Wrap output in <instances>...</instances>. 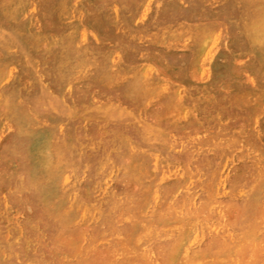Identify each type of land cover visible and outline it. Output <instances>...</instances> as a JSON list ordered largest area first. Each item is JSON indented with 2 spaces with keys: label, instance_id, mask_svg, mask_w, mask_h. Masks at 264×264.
Here are the masks:
<instances>
[{
  "label": "rangeland",
  "instance_id": "rangeland-1",
  "mask_svg": "<svg viewBox=\"0 0 264 264\" xmlns=\"http://www.w3.org/2000/svg\"><path fill=\"white\" fill-rule=\"evenodd\" d=\"M261 6L264 9V0H0L3 30H0V232L3 235L0 234V264H264V10ZM95 232L98 234L94 237ZM170 244H174L173 248Z\"/></svg>",
  "mask_w": 264,
  "mask_h": 264
},
{
  "label": "bare ground",
  "instance_id": "bare-ground-1",
  "mask_svg": "<svg viewBox=\"0 0 264 264\" xmlns=\"http://www.w3.org/2000/svg\"><path fill=\"white\" fill-rule=\"evenodd\" d=\"M29 1H30V0H29ZM72 1H73V0H72ZM83 1H84V0H83ZM109 1H110V0H109ZM125 1H127V0H125ZM161 1H162V0H161ZM202 1H203V0H202ZM220 1H221V0H220ZM234 1H237V0H234ZM260 1H261V0H260ZM18 2H20V1H18ZM26 2H27V1H26ZM40 2H41V1H40ZM53 2H54V1H53ZM60 2H61V1H60ZM116 2H117V1H116ZM143 2H144V1H143ZM146 2H147V0H146ZM238 2H239V1H238ZM248 2H249V1H247V4H248ZM12 3H13V2H12ZM14 3H15V2H14ZM61 3H62V2H61ZM61 3H60V4H61ZM71 3H72V2H71ZM123 3H124V1H123ZM129 3H130V2H129ZM217 3H219V2H217ZM236 3H237V2H236ZM251 3H252V2H251ZM260 3H261V2H260ZM6 4H7V3H6ZM56 4H57V3H56ZM60 4H59V5H60ZM192 4H193V2H192ZM222 4H223V3H222ZM261 4H262V3H261ZM40 5H41V4H40ZM59 5H58V6H59ZM138 5H139V4H138ZM145 5H146V3H145ZM183 5H184V3H183ZM207 5H208V4H207ZM262 5H263V4H262ZM1 6H2V5H1ZM5 6H6V5H5ZM5 6H4V7H5ZM16 6H17V4H16ZM114 6H115V5H114ZM133 6H134V5H133ZM155 6H156V5H155ZM223 6H224V5H223ZM241 6H242V5H241ZM246 6H248V5H246ZM14 7H15V5H14ZM65 7H66V6H65ZM108 7H109V6H108ZM143 7H144V6H143ZM147 7H148V6H147ZM234 7H235V5H234ZM244 7H245V6H244ZM248 7H249V6H248ZM261 7H262V6H261ZM9 8H10V7H9ZM47 8H48V7H47ZM77 8H78V6H77ZM79 8H80V7H79ZM102 8H103V7H102ZM252 8H253V7H252ZM4 9H5V8H4ZM28 9H29V8H28ZM94 9H95V8H94ZM110 9H111V8H110ZM232 9H233V8H232ZM241 9H242V8H241ZM244 9H245V8H244ZM262 9H263V7H262ZM30 10H31V8H30ZM32 10H33V9H32ZM100 10H101V9H100ZM113 10H114V9H113ZM200 10H201V9H200ZM238 10H239V9H238ZM247 10H248V9H247ZM256 10H257V9H256ZM263 10H264V9H263ZM263 10H261V11H263ZM9 11H10V10H9ZM14 11H15V10H14ZM60 11H61V10H60ZM86 11H88V10H86ZM98 11H99V10H98ZM98 11H97V12H98ZM216 11H217V10H216ZM239 11H240V10H239ZM244 11H245V10H244ZM257 11H258V10H257ZM28 12H29V11H28ZM32 12H33V11H32ZM40 12H41V11H40ZM61 12H62V11H61ZM95 12H96V11H95ZM240 12H241V11H240ZM253 12H254V11H253ZM258 12H259V11H258ZM5 13H6V12H5ZM10 13H11V12H10ZM30 13H31V12H30ZM30 13H29V14H30ZM51 13H52V12H51ZM86 13H87V12H86ZM139 13H140V12H139ZM168 13H169V12H168ZM170 13H171V12H170ZM201 13H202V12H201ZM241 13H242V12H241ZM12 14H14V13H12ZM74 14H75V12H74ZM80 14H81V13H80ZM150 14H151V13H150ZM244 14H245V13H244ZM251 14H252V13H251ZM117 15H118V14H117ZM153 15H154V14H153ZM195 15H196V14H195ZM252 15H253V14H252ZM257 15H258V14H257ZM12 16H13V15H12ZM29 16H30V15H29ZM64 16H65V15H64ZM66 16H67V15H66ZM115 16H116V15H115ZM147 16H148V15H147ZM172 16H173V15H172ZM240 16H241V15H239V18H240ZM5 17H6V16H5ZM51 17H52V16H51ZM76 17H77V16H76ZM82 17H83V16H82ZM99 17H100V16H99ZM135 17H136V16H135ZM255 17H256V16H255ZM33 18H34V17H33ZM62 18H63V17H62ZM62 18H60V19L62 20ZM104 18H105V17H104ZM112 18H113V17H112ZM150 18H151V17H150ZM244 18H245V17H244ZM263 18H264V17H263ZM6 19H8V18H6ZM14 19H15V18H14ZM21 19H22V18H21ZM43 19H44V18H43ZM46 19H49V18H46ZM46 19H45V20H46ZM115 19H116V18H115ZM206 19H207V17H206ZM237 19H238V18H237ZM250 19H251V18H250ZM33 20H34V19H33ZM58 20H59V19H58ZM73 20H74V19H73ZM110 20H111V19H110ZM117 20H118V19H117ZM158 20H160V19H158ZM216 20H217V19H216ZM233 20H234V19H233ZM10 21H11V20H10ZM17 21H18V20H17ZM108 21H109V20H108ZM173 21H174V20H173ZM197 21H198V20H197ZM234 21H235V20H234ZM241 21H242V20H241ZM247 21H248V20H247ZM12 22H13V21H12ZM66 22H67V21H66ZM72 22H73V21H72ZM91 22H92V21H91ZM111 22H112V21H111ZM115 22H116V20H115ZM155 22H156V21H155ZM162 22H163V21H162ZM174 22H175V21H174ZM248 22H249V21H248ZM36 23H37V22H36ZM62 23H63V22H62ZM124 23H126V22H124ZM140 23H141V22H140ZM152 23H153V22H152ZM236 23H237V22H236ZM236 23H235V24H236ZM253 23H254V21L252 22V24H253ZM257 23H258V22H257ZM12 24H13V23H12ZM30 24H31V23H30ZM40 24H42V23H40ZM92 24H93V23H92ZM153 24H154V23H153ZM185 24H186V23H185ZM242 24H243V23H242ZM260 24H261V23H260ZM44 25H45V24H43V26H44ZM50 25H51V24H50ZM61 25H62V24H61ZM66 25H67V24H66ZM120 25H121V24H120ZM174 25H175V24H174ZM206 25H207V23H206ZM212 25H213V24H212ZM226 25H227V24H226ZM244 25L246 26V24H244ZM258 25H259V24H258ZM258 25H257V26H258ZM35 26H36V25H35ZM41 26H42V25H41ZM62 26H63V25H62ZM70 26H71V25H70ZM70 26H69V27H70ZM123 26H124V25H123ZM134 26H135V25H134ZM139 26H140V25H139ZM142 26H143V25H142ZM158 26H159V25H158ZM175 26H176V25H175ZM192 26H193V25H192ZM203 26H204V25H203ZM208 26H209V24H208ZM216 26H217V25H216ZM236 26H237V25H236ZM242 26H243V25H242ZM259 26H260V25H259ZM262 26H263V25H262ZM66 27H67V26H66ZM151 27H152V26H151ZM167 27H168V26H167ZM227 27H228V26H227ZM240 27H241V25H240ZM260 27H261V26H260ZM72 28H73V27H72ZM74 28H75V27H74ZM126 28H127V27H126ZM149 28H150V27H149ZM157 28H158V27H157ZM162 28H163V27H162ZM207 28H208V27H207ZM250 28H251V26H250ZM254 28H255V27H254ZM37 29H38V28H37ZM158 29H159V28H158ZM177 29H178V28H177ZM211 29H212V28H211ZM211 29H210V30H211ZM219 29H220V28H219ZM246 29H247V28H246ZM246 29H245V30H246ZM251 29H253V28H251ZM0 30H2V29H0ZM9 30H10V28H9ZM9 30H8V32H9ZM17 30H18V29H17ZM28 30H29V29H28ZM48 30H50V28H49ZM61 30H62V27H61ZM193 30H194V29H193ZM201 30H202V29H201ZM203 30H205V29H203ZM203 30H202V31H203ZM238 30H239V29H238ZM2 31H3V30H2ZM15 31H16V30H15ZM66 31H67V30H66ZM76 31H79V30H76ZM118 31H119V30H118ZM118 31H117V33H118ZM149 31H150V30H149ZM167 31H168V30H167ZM17 32H18V31H17ZM40 32H41V31H40ZM126 32H127V31H126ZM208 32H209V31H208ZM248 32H249V31H248ZM57 33H58V32H57ZM57 33H56V34H57ZM60 33H61V32H60ZM78 33H79V32H78ZM128 33H129V32H128ZM128 33H127V34H128ZM142 33H143V32H142ZM159 33H160V32H159ZM163 33H164V32H163ZM240 33H241V32H240ZM246 33H247V32H246ZM6 34H7V33H6ZM34 34H35V33H34ZM47 34H48V33H47ZM63 34H65V33H63ZM66 34H67V33H66ZM123 34H124V33H123ZM131 34H133V33H131ZM222 34H223V33H222ZM35 35H36V34H35ZM90 35H91V34H90ZM92 35H93V34H92ZM170 35H171V34H170ZM210 35H211V34H210ZM2 36H4V35H2ZM32 36H34V35H32ZM61 36H62V34H61ZM68 36H69V35L67 34V37H68ZM70 36H71V35H70ZM125 36H126V33H125ZM125 36H124V37H125ZM133 36H134V35H133ZM183 36H184V35H183ZM0 37H1V36H0ZM12 37H13V36H12ZM42 37H43V36H42ZM56 37H57V36H56ZM134 37H135V36H134ZM177 37H178V36H177ZM202 37H203V36H202ZM202 37H201V38H202ZM204 37H205V36H204ZM221 37H222V36H221ZM248 37H249V36H248ZM13 38H14V37H13ZM83 38H84V36H83ZM83 38H82V39H83ZM92 38H93V37H92ZM128 38H129V37H128ZM131 38H132V35H131ZM137 38H138V37H137ZM143 38H144V37H143ZM167 38H169V37H167ZM167 38H166V40H167ZM225 38H226V37H225ZM57 39H58V38H57ZM69 39H70V38H69ZM93 39H94V38H93ZM104 39H106V38H104ZM199 39H200V38H199ZM34 40H35V39H34ZM44 40H45V39H44ZM52 40H53V39H52ZM77 40H78V39H77ZM90 40H91V39H90ZM94 40H95V39H94ZM102 40H103V39H102ZM138 40H139V39H138ZM196 40H197V39H196ZM201 40H202V39H201ZM249 40H251V39L249 38ZM249 40H248V41H249ZM0 41H1V40H0ZM38 41H39V40H38ZM41 41H42V40H41ZM55 41H56V39H55ZM180 41H181V40H180ZM241 41H242V40H241ZM253 41H254V40H253ZM9 42H10V41H9ZM39 42H40V41H39ZM50 42H51V41H50ZM59 42H60V41H59ZM68 42H69V40H68ZM79 42H80V41H79ZM108 42H109V41H108ZM114 42H115V41H114ZM116 42H117V41H116ZM119 42H120V41H119ZM134 42H136V41H134ZM163 42H164V40H163ZM171 42H172V41H171ZM194 42H195V41H194ZM201 42H202V41H201ZM201 42H200V43H201ZM11 43H12V42H11ZM46 43H47V42H46ZM54 43H55V42H54ZM71 43H72V42H71ZM81 43H82V42H81ZM90 43H91V42H90ZM138 43H139V42H138ZM142 43H143V42H142ZM215 43H216V42H215ZM250 43H251V42H250ZM37 44H38V43H37ZM75 44H76V43H75ZM91 44H92V43H91ZM139 44H140V43H139ZM156 44H157V43H156ZM169 44H170V43H169ZM196 44H197V43H196ZM207 44H208V43H207ZM209 44H210V43H209ZM257 44H258V43H257ZM30 45H31V44H30ZM46 45H47V44H46ZM95 45H96V44H95ZM127 45H128V44H127ZM136 45H137V44H136ZM143 45H144V43H143ZM148 45H150V47H151V44H148ZM14 46H15V45H14ZM17 46H18V44H17ZM51 46H52V45H51ZM58 46H59V45H58ZM61 46H62V43H61ZM75 46H76V45H75ZM84 46H85V45H84ZM100 46H101V45H100ZM112 46H113V45H112ZM116 46H117V45H116ZM131 46H132V45H131ZM189 46H190V45H189ZM191 46H192V45H191ZM1 47H2V46H1ZM5 47H6V46H5ZM7 47H8V46H7ZM71 47H72V46H71ZM76 47H77V46H76ZM127 47H128V46H127ZM194 47H195V46H194ZM237 47H238V46H237ZM243 47H244V46H243ZM29 48H30V47H29ZM80 48H81V47H80ZM94 48L97 49L96 47H94ZM108 48H109V47H108ZM114 48H115V47H114ZM152 48H153V47H152ZM155 48H156V47H155ZM171 48H173V47L171 46ZM246 48H247V47H246ZM256 48H257V47H256ZM21 49H22V48H21ZM23 49H24V48H23ZM36 49H37V48H36ZM67 49H68V47H67ZM88 49H89V48H88ZM105 49H106V48H105ZM156 49H159V48H156ZM176 49H177V47H176ZM18 50H19V49H18ZM39 50H40V49H39ZM77 50H78V49H77ZM79 50H80V49H79ZM118 50H119V49H118ZM221 50H222V49H221ZM223 50H224V49H223ZM13 51H14V50H13ZM58 51H59V50H58ZM82 51H83V50H82ZM97 51H98V50H97ZM121 51H122V50H121ZM173 51H174V50H173ZM225 51H226V50H225ZM233 51H234V50H233ZM240 51H241V50H240ZM7 52H8V51H7ZM11 52H12V51H11ZM15 52H16V51H15ZM28 52H29V51H28ZM43 52H44V51H43ZM84 52H85V51H84ZM89 52H90V51H89ZM89 52H88V53H89ZM91 52H92V51H91ZM98 52H99V51H98ZM101 52L103 53V51H101ZM110 52H111V51H110ZM110 52H109V53H110ZM152 52H153V51H152ZM157 52H158V51H157ZM184 52H185V51H184ZM231 52H232V51H231ZM41 53H42V51H41ZM53 53H54V52H53ZM53 53H51V54H53ZM112 53H113V52H112ZM115 53H116V52H115ZM136 53H137V52H136ZM141 53H142V52H141ZM166 53H167V52H166ZM208 53H209V52H208ZM213 53H214V52H213ZM221 53H222V52H221ZM30 54H31V53H30ZM42 54H43V53H42ZM49 54H50V53H49ZM51 54H50V55H51ZM106 54H107V53H106ZM148 54H149V53H148ZM172 54H173V53H172ZM197 54H198V53H197ZM232 54H233V52H232ZM237 54H238V53H237ZM252 54H253V53H252ZM34 55H35V53H34ZM75 55H76V54H75ZM95 55H97V54H95ZM95 55H94V57H95ZM167 55H168V54H167ZM174 55H175V54H174ZM44 56H45V55H44ZM134 56H135V55H134ZM136 56H137V55H136ZM252 56H253V55H252ZM254 56H255V55H254ZM52 57H53V56H52ZM81 57H82V56H81ZM98 57H99V56H98ZM142 57H143V56H142ZM168 57H169V56H168ZM15 58H17V57H15ZM33 58H34V57H33ZM53 58H54V57H53ZM92 58H93V57H92ZM115 58H116V57H115ZM119 58H120V57H119ZM155 58H157V57H155ZM166 58H167V57H166ZM169 58H170V57H169ZM189 58H190V57H189ZM196 58H197V57H196ZM200 58H201V57H200ZM222 58H223V57H222ZM244 58H245V57H244ZM255 58H256V57H255ZM19 59H20V58H19ZM43 59H44V58H43ZM95 59H97V58H95ZM106 59H107V58H106ZM106 59H105V60H106ZM122 59H123V58H122ZM146 59H147V57H146ZM226 59H227V58H226ZM75 60H76V58H75ZM163 60H164V59H163ZM231 60H233V59H231ZM248 60H249V59H248ZM103 61H104V59H103ZM131 61H132V60H131ZM160 61H161V60H160ZM170 61H171V60H170ZM177 61H178V60H177ZM253 61H254V60H253ZM262 61H264V60H262ZM3 62H4V61H3ZM28 62H30V61H28ZM31 62H32V61H31ZM41 62H42V60H41ZM76 62H78V61L76 60ZM95 62H96V61H95ZM123 62H124V61H123ZM123 62H122V63H123ZM175 62H176V61H175ZM175 62H174V63H175ZM259 62H260V61H259ZM0 63H2V62H0ZM4 63H5V62H4ZM42 63H43V62H42ZM59 63H60V61H59ZM64 63H65V62H64ZM124 63H125V62H124ZM124 63H123V64H124ZM187 63H188V62H187ZM232 63H233V62H232ZM253 63H254V62H253ZM22 64H23V63H22ZM32 64H33V63H32ZM35 64H36V63H35ZM60 64H61V63H60ZM66 64H67V63H66ZM66 64H65V65H66ZM88 64H89V63H88ZM112 64H113V63H112ZM141 64H142V63H141ZM155 64H156V63H155ZM161 64H162V63H161ZM167 64H168V63H167ZM210 64H211V63H210ZM213 64H214V63H213ZM220 64H221V63H220ZM257 64H258V63H257ZM262 64H264V63H262ZM11 65H13V64H11ZM15 65H16V64H15ZM42 65H43V64H42ZM48 65H50V64H48ZM97 65H98V64H97ZM246 65H248V64H246ZM5 66H6V65H5ZM40 66H41V65H40ZM94 66H95V65H94ZM124 66H125V65H124ZM182 66H184V65H182ZM219 66H220V65H219ZM8 67H9V66H8ZM15 67H16V66H15ZM81 67H82V66H81ZM86 67H87V65H86ZM86 67H85V68H86ZM88 67H89V66H88ZM129 67H130V65H129ZM135 67H136V66H135ZM185 67H186V66H185ZM198 67H199V66H198ZM50 68H51V67H50ZM59 68H60V67H59ZM93 68H94V67H93ZM119 68H120V67H119ZM240 68H242V67H240ZM12 69H13V68H12ZM21 69H22V68H21ZM21 69H20V70H21ZM29 69H30V68H29ZM78 69H80V66H79ZM137 69H138V68H137ZM173 69H174V68H173ZM238 69H239V68H238ZM249 69H250V68H249ZM249 69H248V70H249ZM6 70H7V69H6ZM40 70H41V69H40ZM52 70H53V69H52ZM80 70H81V69H80ZM110 70H111V69H110ZM116 70H117V68H116ZM44 71H45V70H44ZM48 71H50V70H48ZM89 71H90V70H89ZM91 71H92V70H91ZM91 71H90V72H91ZM172 71H173V70H172ZM198 71H199V70H198ZM13 72H14V71H13ZM17 72H18V71H17ZM92 72H93V71H92ZM104 72H105V71H104ZM131 72H132V71H131ZM143 72H144V71H143ZM9 73H10V72H9ZM32 73H33V71L31 72V74H32ZM58 73H59V72H58ZM77 73H78V72H77ZM82 73H83V72H82ZM113 73H116V72H113ZM125 73H126V72H125ZM125 73H123V74H125ZM141 73H142V72H141ZM164 73H165V72H164ZM175 73H176V72H175ZM199 73H200V72H199ZM260 73H261V72H259V75H260ZM47 74H48V73H47ZM49 74H50V73H49ZM54 74H55V73H54ZM54 74H53V75H54ZM126 74H127V73H126ZM134 74H138V73H134ZM231 74H232V73H231ZM233 74H234V73H233ZM5 75H6V73H5ZM28 75H29V74H28ZM28 75H27V76H28ZM80 75H81V73H80ZM83 75H84V74H83ZM120 75H121V74H120ZM132 75H133V74H132ZM168 75H169V74H168ZM184 75H185V74H184ZM240 75H241V74H240ZM6 76H7V75H6ZM16 76H17V75H16ZM41 76H42V75H41ZM134 76H135V75H134ZM136 76H137V75H136ZM254 76H255V75H254ZM98 77H100V76H98ZM233 77H234V76H233ZM260 77H261V76H260ZM70 78H71V76H70ZM26 79H27V77H26ZM47 79H48V78H47ZM54 79H55V78H54ZM68 79H69V78H68ZM101 79H102V78H101ZM126 79H127V78H126ZM187 79H188V78H187ZM209 79H210V78H209ZM14 80H15V79H14ZM30 80H31V79H30ZM85 80H86V79H85ZM94 80H95V79H94ZM115 80H116V79H115ZM115 80H114V81H115ZM131 80H132V79H131ZM222 80H223V79H222ZM9 81H10V80H9ZM11 81H12V80H11ZM37 81H38V80H37ZM43 81H44V80H43ZM97 81L99 82L98 79H97ZM107 81H109V80H107ZM146 81H147V80H146ZM160 81H161V80H160ZM163 81H164V80L162 79V82H163ZM259 81H260V80H259ZM16 82H17V81H16ZM40 82H41V81H40ZM40 82H39V84H40ZM80 82H82V81H80ZM80 82H79V83H80ZM94 82H95V81H94ZM98 82H97V83H98ZM105 82H106V81H105ZM105 82H104V83H105ZM111 82H112V81H111ZM123 82H124V81H123ZM208 82H209V81H208ZM219 82H220V81H219ZM237 82H238V81H237ZM43 83H44V82H43ZM53 83H54V82H53ZM67 83H68V82H67ZM82 83H83V82H82ZM84 83H85V82H84ZM104 83H103V84H104ZM115 83H116V82H115ZM142 83H143V82H142ZM163 83H164V82H163ZM212 83H213V82H212ZM223 83H224V82H223ZM12 84H13V83H12ZM54 84H56V83H54ZM69 84H70V83H69ZM69 84H68V85H69ZM77 84H78V83H77ZM77 84L75 83V85H77ZM100 84H101V83H100ZM103 84H102V85H103ZM183 84H184V83H183ZM192 84H193V82H192ZM197 84H198V83H197ZM197 84H196V85H197ZM23 85H24V84H23ZM27 85H28V84H27ZM51 85H52V84H51ZM114 85H115V84H114ZM119 85H120V84H119ZM127 85H128V84H127ZM127 85H126V86H127ZM155 85H156V84H155ZM216 85H217V84H216ZM263 85H264V84H263ZM13 86H14V85H13ZM39 86H40V85H39ZM52 86H54V85H52ZM143 86H144V85H143ZM152 86H153V85H152ZM1 87H2V86H1ZM26 87H27V86H26ZM49 87H50V86H49ZM73 87H74V86H73ZM75 87H76V86H75ZM120 87H121V86H120ZM141 87H142V85H141ZM155 87H157V86H155ZM258 87H259V86H258ZM13 88H14V87H13ZM15 88H16V87H15ZM21 88H22V87H21ZM46 88H47V87H46ZM121 88H122V87H121ZM142 88H144V87H142ZM205 88H207V87H205ZM91 89H92V88H91ZM95 89H96V88H95ZM99 89H100V88H99ZM112 89H113V88H112ZM117 89H118V88H117ZM151 89H152V88H151ZM159 89H160V88H159ZM159 89L156 90V91L158 92ZM192 89H193V88H192ZM217 89H218V88H217ZM217 89H216V90H217ZM22 90H23V89H22ZM72 90H73V89H72ZM108 90H109V89H108ZM114 90H115V89H114ZM134 90H135V89H134ZM88 91H89V90H88ZM101 91H102V90H101ZM122 91H123V90H122ZM144 91H145V89H144ZM144 91H143V92H144ZM220 91H221V90H220ZM229 91H230V90H229ZM235 91H236V90H235ZM5 92H6V91H5ZM138 92H139V91H138ZM146 92H147V90H146ZM190 92H191V91H190ZM94 93H95V92H94ZM147 93H148V92H147ZM154 93H156V92L154 91ZM158 93H159V92H158ZM194 93H195V92H194ZM5 94H6V93H5ZM24 94H26V93H24ZM81 94H82V93H81ZM91 94H92V93H91ZM95 94H96V93H95ZM95 94H94V95H95ZM115 94H116V93H115ZM120 94H121V93H120ZM124 94H125V93H124ZM150 94H151V93H150ZM191 94H192V93H191ZM20 95H21V93H20ZM30 95H31V94H30ZM30 95H29V96H30ZM41 95H42V94H41ZM53 95H54V94H53ZM67 95H68V94H67ZM71 95H72V94H71ZM86 95H87V94H86ZM152 95H153V94H152ZM1 96H2V95H1ZM7 96H8V95H7ZM27 96H28V95H27ZM31 96H33V95H31ZM34 96H35V95H34ZM42 96H43V95H42ZM47 96H48V95H47ZM55 96H56V95H55ZM63 96H64V95H63ZM111 96H112V95H111ZM111 96H110V97H111ZM114 96H115V95H114ZM136 96H137V95H136ZM140 96H141V95H140ZM165 96H166V95H165ZM169 96H170V95H169ZM172 96H173V95H172ZM2 97H3V96H2ZM9 97H10V96H9ZM48 97H49V96H48ZM52 97H53V96H52ZM141 97H142V96H141ZM147 97H149V96H147ZM176 97H177V96H176ZM209 97H210V96H209ZM213 97H214V96H213ZM22 98H23V97H22ZM31 98H32V97H31ZM37 98H38V97H37ZM53 98H54V97H53ZM70 98H71V97H70ZM73 98H74V97H73ZM100 98H101V97H100ZM169 98H170V97H169ZM201 98H202V97H201ZM24 99H25V98H24ZM54 99H55V98H54ZM54 99H53V100H54ZM75 99H76V97H75ZM87 99H88V98H87ZM87 99H86V100H87ZM101 99H103V98H101ZM129 99H130V97H129ZM164 99H165V98H164ZM211 99H212V98H211ZM12 100H13V99H12ZM16 100H17V99H16ZM53 100H52V101H53ZM103 100H104V99H103ZM138 100H140V99H138ZM167 100L170 101V99H168V98H167ZM237 100H238V99H237ZM0 101H1V100H0ZM2 101H3V100H2ZM6 101H7V100H6ZM10 101H11V100H10ZM33 101H35V99H34ZM40 101H41V100H40ZM50 101H51V99H50ZM65 101H66V99H65ZM78 101H79V100H78ZM91 101H92V100H91ZM132 101H133V99H132ZM189 101H190V100H189ZM16 102H17V101H16ZM28 102H29V101H28ZM30 102H31V101H30ZM54 102H55V101H54ZM81 102H82V101H81ZM133 102H134V101H133ZM146 102H147V101H146ZM158 102H159V101H158ZM172 102H174V101H172ZM225 102H226V100H225ZM0 103H1V102H0ZM44 103H45V102H44ZM55 103H56V102H55ZM84 103H86V102H84ZM84 103H83V104H84ZM123 103H124V102H123ZM207 103H208V102H207ZM226 103H227V102H226ZM226 103H225V104H226ZM235 103H236V102H235ZM237 103H238V102H237ZM240 103H241V102H240ZM9 104L11 105V103H9ZM35 104H36V103H35ZM77 104H78V103H77ZM87 104H88V103H87ZM126 104H127V103H126ZM165 104H166V103H165ZM215 104H216V103H215ZM246 104H247V103H246ZM33 105H34V103H33ZM45 105H46V104H45ZM48 105H49V104H48ZM54 105H55V104H54ZM57 105H58V104H57ZM57 105H56V106H57ZM70 105H72V104H70ZM142 105H143V104H142ZM198 105H199V104H198ZM206 105H207V104H206ZM209 105H210V104H209ZM213 105H214V104H213ZM262 105H264V104H262ZM38 106H39V105H38ZM60 106H63V105H60ZM60 106H59V107H60ZM64 106H65V105H64ZM66 106H67V105H66ZM72 106H73V105H72ZM81 106H82V105H81ZM161 106H162V105H161ZM200 106H201V105H200ZM241 106H243V105H241ZM59 107H58V109H59ZM129 107H130V106H129ZM243 107H244V106H243ZM46 108H47V107H46ZM61 108H62V107H61ZM194 108H195V107H194ZM6 109H7V108H6ZM8 109H9V108H8ZM10 109H11V107H10ZM10 109H9V111H10ZM24 109H25V108H24ZM48 109H49V108H48ZM135 109H136V108H135ZM173 109H174V108H173ZM218 109H220V108H218ZM227 109H228V108H227ZM232 109H233V108H232ZM237 109H238V108H237ZM244 109H245V108H244ZM262 109H263V108H262ZM43 110H45V109H43ZM46 110H47V109H46ZM251 110H252V109H251ZM6 111H7V110H6ZM67 111H68V110H67ZM79 111H80V110H79ZM198 111H199V110H198ZM215 111H216V110H215ZM18 112H19V111H18ZM52 112H53V111H52ZM58 112H59V111H58ZM224 112H225V111H224ZM229 112H230V111H229ZM234 112H236V111H234ZM243 112H244V111H243ZM22 113H24V112H22ZM25 113H26V112H25ZM36 113H37V112H36ZM49 113H50V112H49ZM54 113H55V112H54ZM88 113H90V112H88ZM101 113H102V112H101ZM108 113H109V112H108ZM147 113H148V112H147ZM147 113H146V114H147ZM163 113H164V112H163ZM200 113H201V112H200ZM227 113H228V112H227ZM28 114H29V113H28ZM37 114L40 115L41 113H40V114L37 113ZM71 114H72V112H71ZM102 114H103V113H102ZM109 114H110V113H109ZM164 114H165V113H164ZM168 114H169V113H168ZM175 114H176V113H175ZM178 114H179V113H178ZM181 114H182V113H181ZM203 114H204V113H203ZM241 114H242V113H241ZM251 114H252V113H251ZM251 114H250V115H251ZM14 115H15V114H14ZM19 115H20V114H19ZM51 115H53V113H52ZM57 115H58V114H57ZM184 115H185V113H184ZM200 115H202V114H200ZM206 115H207V113H206ZM247 115H249V114H247ZM53 116H54V115H53ZM127 116H128V115H127ZM134 116H135V114H134ZM177 116H178V115H177ZM192 116H193V115H192ZM198 116H199V115H198ZM207 116H208V115H207ZM254 116H255V115H254ZM40 117H41V116H40ZM124 117H125V116H124ZM135 117H136V116H135ZM199 117H200V116H199ZM203 117H204V116H203ZM208 117H210V116H208ZM256 117H257V116H256ZM173 118H174V116H173ZM210 118H211V117H210ZM1 119H2V118H1ZM26 119H27V118H26ZM35 119H36V118H35ZM168 119H169V118H168ZM183 119H184V118H183ZM192 119H193V118H192ZM215 119H216V118H215ZM218 119H219V118H218ZM8 120H9V119H8ZM11 120H12V119H11ZM36 120H38V119H36ZM69 120H70V119H69ZM82 120H83V119H82ZM190 120H191V119H190ZM200 120H201V119H200ZM206 120H207V119H205V121H206ZM246 120H247V119H246ZM0 121H1V120H0ZM40 121H41V120H40ZM115 121H116V120H115ZM117 121H118V120H117ZM164 121H165V120H164ZM201 121H202V120H201ZM223 121H224V120H223ZM238 121H239V120H238ZM254 121H255V120H254ZM254 121H253V123H254ZM42 122H43V121H42ZM42 122H41V123H42ZM46 122H47V121H46ZM57 122H58V121H57ZM77 122H78V121H77ZM159 122H160V121H159ZM191 122H192V120H191ZM202 122H203V121H202ZM212 122H213V121H212ZM220 122H221V121H220ZM231 122H232V121H231ZM115 123H116V122H115ZM122 123H123V122H122ZM186 123H187V122H186ZM238 123H239V122H238ZM3 124H4V123H3ZM14 124H15V123H14ZM55 124H56V123H55ZM62 124H63V123H62ZM77 124H78V123H77ZM101 124H102V123H101ZM117 124L119 125V123H117ZM123 124H124V123H123ZM180 124H181V123H180ZM211 124H212V123H211ZM12 125H13V124H12ZM15 125H16V124H15ZM41 125H42V124H41ZM47 125H48V124H47ZM78 125H79V124H78ZM126 125H128V124H126ZM130 125H131V124H130ZM132 125H133V124H132ZM136 125H137V124H136ZM159 125H160V124H159ZM164 125L167 126L166 124H164ZM233 125H234V124H233ZM237 125H238V124H237ZM6 126H7V125H6ZM112 126H113V125H112ZM116 126H117V125H116ZM120 126H122V125H120ZM155 126H156V125H155ZM170 126H171V125H170ZM230 126H231V125H230ZM1 127H2V126H1ZM11 127H12V126H11ZM32 127H33V126H32ZM34 127H35V126H34ZM36 127H37V126H36ZM90 127H91V126H90ZM110 127H111V125H110ZM123 127H124V126H123ZM128 127H129V126H128ZM134 127H136V126H134ZM156 127H157V126H156ZM168 127H169V126H168ZM177 127H178V126H177ZM177 127H176V128H177ZM181 127H182V126H181ZM207 127H208V126H207ZM233 127H234V126H233ZM241 127H242V126H241ZM8 128H9V127H8ZM17 128H18V126H17ZM37 128H40V127H37ZM101 128H102V127H101ZM132 128H133V127H132ZM179 128H180V127H179ZM235 128H236V127H235ZM237 128H238V127H237ZM0 129H1V128H0ZM32 129H33V128H32ZM109 129H110V128H109ZM111 129H112V128H111ZM120 129H121V128H120ZM120 129H119V130H120ZM133 129H134V128H133ZM139 129H140V128H139ZM183 129H184V128H183ZM203 129H204V128H203ZM203 129H202V130H203ZM240 129H241V128H240ZM59 130H60V129H59ZM70 130H71V129H70ZM75 130H76V129H75ZM106 130H107V129H106ZM112 130H113V129H112ZM122 130H123V129H122ZM164 130H165V129H164ZM164 130H163V133H164ZM185 130H187V129L185 128ZM208 130H209V129H208ZM215 130H216V129H215ZM253 130H254V129H253ZM261 130H262V129H261ZM18 131H19V130H18ZM18 131H17V132H18ZM25 131H26V130H25ZM89 131H90V129H89ZM108 131H109V130H108ZM110 131H111V130H110ZM123 131H124V130H123ZM135 131H136V130H134V133H135ZM140 131H141V130H140ZM166 131H167V130H166ZM175 131H178V130H175ZM180 131H181V130H180ZM210 131H211V130H210ZM77 132H78V131H77ZM103 132H105V131H103ZM112 132H113V131H112ZM115 132H116V130H115ZM138 132H139V131H138ZM138 132H137V133H138ZM170 132H171V131H170ZM255 132H256V131H255ZM23 133H24V132H23ZM23 133H22V134H23ZM107 133H108V132H107ZM109 133H110V132H109ZM109 133H108V134H109ZM159 133H160V132H159ZM161 133H162V132H161ZM166 133H167V132H166ZM201 133H202V132H201ZM252 133H253V132H252ZM57 134H58V133H57ZM95 134H97V133H95ZM155 134H156V133H155ZM192 134H193V133H192ZM192 134H190V135L193 136ZM204 134H205V133H204ZM241 134H242V133H240V135H241ZM244 134H245V133H244ZM1 135H2V134H1ZM60 135H61V134H60ZM83 135H84V134H83ZM119 135H120V134H119ZM127 135H129V134H127ZM136 135H137V134H136ZM173 135H174V134H173ZM52 136H53V135H52ZM57 136H58V135H57ZM92 136H94V135H92ZM112 136H113V135H112ZM115 136H118V135L115 134ZM120 136H121V135H120ZM122 136H123V135H122ZM132 136H133V135H132ZM195 136H196V135H195ZM260 136H261V135H260ZM19 137H20V136H19ZM24 137H25V136H24ZM55 137H56V136H55ZM72 137H73V136H72ZM101 137H102V136H101ZM108 137H109V136H108ZM157 137H158V135H157ZM165 137H166V136H165ZM187 137H188V136H187ZM187 137H186V138H187ZM202 137H203V136H202ZM254 137H255V136H254ZM254 137H253V138H254ZM263 137H264V136H263ZM22 138H23V136H22ZM94 138H95V137H94ZM121 138H122V137H120V139H121ZM134 138H135V137H134ZM139 138H140V137H139ZM142 138H143V137H142ZM179 138H180V137H179ZM217 138H218V137H217ZM54 139H55V138H54ZM108 139H109V138H108ZM114 139H115V138H114ZM156 139H157V138H156ZM156 139H155V140H156ZM13 140H14V139H13ZM50 140H51V139H50ZM82 140H83V139H82ZM89 140H90V139H89ZM101 140H102V139H101ZM101 140H100V141H101ZM105 140H106V139H105ZM121 140H122V139H121ZM157 140H158V139H157ZM180 140H181V139H180ZM183 140H184V139H183ZM211 140H212V139H211ZM4 141H5V140H4ZM7 141H8V140H7ZM23 141H24V140H23ZM65 141H66V139H65ZM127 141H128V140H127ZM145 141H146V140H145ZM153 141H154V140H153ZM161 141H162V140H161ZM170 141H171V140H170ZM170 141H169V142H170ZM194 141H195V140H194ZM50 142H51V141H50ZM55 142H56V141H55ZM55 142H54V144H55ZM78 142H79V140H78ZM106 142H107V141H106ZM117 142H120V141L117 140ZM121 142H122V141H121ZM147 142H150V141L147 140ZM173 142H174V141H173ZM65 143H66V142H65ZM74 143H75V142H74ZM100 143H101V142H100ZM111 143H112V142H111ZM144 143H145V142H144ZM155 143L157 144V141H156ZM155 143H154V144H155ZM178 143H179V142H178ZM215 143H216V142H215ZM102 144H103V141H102ZM105 144H106V143H105ZM112 144H113V143H112ZM114 144H115V143H114ZM126 144H127V142H126ZM156 144H155V147H156ZM193 144H194V143H193ZM239 144H240V143H239ZM16 145H18V144H16ZM73 145H75V144H73ZM96 145H97V144H96ZM108 145H109V144H108ZM108 145H107V146H108ZM139 145H141V144H139ZM146 145H147V144H146ZM149 145H150V144H149ZM166 145H168V144L166 143ZM263 145H264V144H263ZM57 146H58V145H57ZM65 146H66V144H65ZM68 146H69V145H68ZM81 146H82V145H81ZM81 146H80V147H81ZM88 146H90V145H88ZM107 146H106V147H107ZM111 146H112V145H111ZM120 146H121V145H120ZM143 146H144V145H143ZM151 146H152V145H151ZM204 146H205V145H204ZM206 146H207V145H206ZM60 147H61V146H60ZM73 147H74V146H73ZM77 147H78V146H77ZM77 147H76V149H77ZM135 147H136V146H135ZM160 147H161V146H160ZM162 147H163V146H162ZM171 147H172V146H171ZM195 147H196V146H195ZM202 147H203V146H202ZM4 148H5V147H4ZM50 148H51V146H50ZM52 148H53V147H52ZM56 148H57V147H56ZM81 148H82V147H81ZM136 148H137V147H136ZM136 148H135V149H136ZM144 148H145V147H144ZM144 148H143V149H144ZM165 148H166V147H165ZM14 149H16V148H14ZM58 149H59V148H58ZM66 149L68 150V148H66ZM66 149H65V150H66ZM72 149H73V148H72ZM101 149H102V148H101ZM114 149H115V148H114ZM130 149H131V148H130ZM192 149H193V148H192ZM196 149H197V148H196ZM10 150H11V149H10ZM22 150H23V149H22ZM54 150H55V148H54ZM182 150H183V149H182ZM197 150H198V149H197ZM207 150H208V149H207ZM18 151H19V150H18ZM82 151H83V150H82ZM110 151H111V150H110ZM137 151H138V150H137ZM198 151H199V150H198ZM8 152H9V151H8ZM12 152H13V150H12ZM73 152H74V151H73ZM87 152H88V151H87ZM126 152H127V151H126ZM141 152H142V151H141ZM156 152H157V151H156ZM169 152H170V151H169ZM178 152H179V151H178ZM249 152H250V151H249ZM255 152H256V150H255ZM22 153H23V152H22ZM58 153H59V152H58ZM69 153H70V152H69ZM76 153H77V151H76ZM78 153H79V152H78ZM124 153H125V152H124ZM137 153H138V152H137ZM159 153H160V152H159ZM162 153H163V152H162ZM174 153H175V152H174ZM196 153H197V152H196ZM19 154H20V153H19ZM70 154H71V153H70ZM80 154H82V153H80ZM92 154H93V153H92ZM118 154H119V153H118ZM125 154H127V153H125ZM125 154H122V155H125ZM138 154H139V153H138ZM171 154H172V152H171ZM176 154H177V153H176ZM188 154H189V153H188ZM203 154H204V153H203ZM8 155H9V154H8ZM21 155H22V154H21ZM21 155H20V157H22ZM23 155H25V154H23ZM57 155H58V154H57ZM57 155H56V156H57ZM85 155H86V154H85ZM144 155L146 156V153H145ZM152 155H153V154H152ZM158 155H159V154H158ZM190 155H191V154H190ZM190 155H189V156H190ZM262 155H263V154H262ZM12 156H13V155H12ZM72 156H73V155H72ZM101 156H102V155H101ZM141 156H142V155H141ZM174 156H175V155H174ZM180 156H181V155H180ZM189 156H188V157H189ZM196 156H197V155H196ZM208 156H209V155H208ZM210 156H211V155H210ZM70 157H71V156H69V158H70ZM85 157H86V156H85ZM91 157H92V156H91ZM107 157H109V156H107ZM121 157H122V156H121ZM151 157H153V156H151ZM157 157H158V156H157ZM172 157H173V156H172ZM204 157H205V156H204ZM225 157H226V156H225ZM14 158H15V157H14ZM69 158H68V159H69ZM77 158H78V157H77ZM124 158H125V157H124ZM145 158H146V157H145ZM147 158H148V157H147ZM149 158H150V156H149ZM179 158H180V157H179ZM209 158H210V157H209ZM209 158H208V159H209ZM24 159L27 161L26 158H24ZM70 159H71V158H70ZM106 159H107V158H106ZM122 159H123V158H122ZM131 159H133V158H131ZM231 159H232V158H231ZM14 160H15V159H14ZM28 160H29V159H28ZM74 160H75V159H74ZM113 160H114V159H113ZM145 160H146V159H145ZM168 160H169V159H168ZM177 160H178V159H177ZM217 160H218V159H217ZM15 161H16V160H15ZM58 161H60V159H59ZM69 161H70V160H69ZM91 161H92V160H90L89 162H91ZM134 161H135V160H134ZM142 161H143V160H142ZM159 161H160V160H159ZM171 161H172V160H171ZM212 161H213V160H212ZM214 161H215V160H214ZM3 162H4V161H3ZM56 162H57V161H56ZM84 162H85V161H84ZM92 162H93V161H92ZM94 162H95V161H94ZM101 162H102V161H101ZM112 162H113V161H112ZM112 162H111V163H112ZM184 162H185V161H184ZM1 163H2V162H1ZM60 163H61V161H60ZM64 163H65V162H64ZM68 163H69V162H68ZM73 163H74V162H73ZM86 163H88V162H86ZM104 163H105V162H104ZM171 163H172V162H171ZM175 163H176V162H175ZM199 163H200V162H199ZM210 163H211V162H210ZM235 163H236V161H235ZM62 164H63V163H62ZM71 164H72V163H71ZM71 164H70V165H71ZM79 164H80V162H79ZM92 164H93V163H92ZM180 164H181V163H180ZM191 164H193V163H191ZM194 164H195V163H194ZM52 165H53V164H52ZM59 165H60V164H59ZM67 165H68V164H67ZM85 165H87V164H85ZM107 165H108V164H107ZM167 165H168V164H167ZM186 165H187V164H186ZM204 165H206V164H204ZM224 165H225V164H224ZM1 166H2V164H1ZM24 166H25V165H24ZM65 166H66V165H65ZM79 166H80V165H79ZM90 166H91V164H90ZM129 166H130V165H129ZM129 166H128V167H129ZM139 166H140V165H139ZM164 166H165V164H164ZM170 166H172V165H170ZM222 166H223V165H222ZM20 167H21V166H20ZM50 167H51V166H50ZM53 167H54V166H53ZM106 167H107V166H106ZM125 167H126V166H125ZM134 167H135V166H134ZM136 167H137V166H136ZM196 167H197V166H196ZM15 168H16V167H15ZM17 168H18V167H17ZM27 168H28V167H27ZM56 168H57V167H56ZM78 168H79V167H78ZM78 168H77V169H78ZM82 168H83V167H82ZM116 168H117V167H116ZM139 168H140V167H139ZM163 168H164V167H163ZM178 168H179V167H178ZM178 168H177V169H178ZM187 168H188V167H187ZM193 168H194V167H193ZM193 168L190 169V170H193ZM205 168H206V167H205ZM218 168H219V167H218ZM222 168H223V167H222ZM228 168H229V167H228ZM259 168H260V167H259ZM8 169H9V168H8ZM70 169H71V168H70ZM84 169H85V168H84ZM94 169H95V168H94ZM121 169H122V168H121ZM125 169H126V168H125ZM175 169H176V168H175ZM197 169H198V167H197ZM197 169H195V170H197ZM202 169H203V168H202ZM14 170H16V169H14ZM24 170H25V169H24ZM62 170H63V169H62ZM85 170H86V169H85ZM116 170H117V169H116ZM123 170H124V169H123ZM130 170H132V167H131ZM138 170H139V169H138ZM167 170H168V169H167ZM170 170H171V168H170ZM204 170H205V169H204ZM204 170H203V171H204ZM224 170H225V169H224ZM64 171H66V170H64ZM87 171H88V170H87ZM102 171H103V170H102ZM108 171H109V169H108ZM108 171H107V172H108ZM110 171H111V170H110ZM143 171H144V170H143ZM175 171H176V170H175ZM203 171H202V172H203ZM206 171H207V170H206ZM9 172H10V171H9ZM22 172H23V171H22ZM22 172H21V173H22ZM73 172H74V171H72V173H73ZM83 172H84V171H83ZM121 172H122V170H121ZM124 172H127V171L124 170ZM166 172H167V171H166ZM179 172H180V171H179ZM191 172H192V171H191ZM249 172H250V171H249ZM255 172H256V171H255ZM5 173H6V172H5ZM18 173H20V172H18ZM75 173H76V172H75ZM75 173H74V174H75ZM99 173H100V172H99ZM198 173H199V172H198ZM205 173H206V172H205ZM205 173H203V174H205ZM3 174H4V173H3ZM67 174H69V173H67ZM67 174H66V175H67ZM74 174H73V175H74ZM138 174H139V173H138ZM148 174H149V173H148ZM153 174H154V173H153ZM156 174H157V172H156ZM173 174H175V173H173ZM184 174H185V173H184ZM203 174H202V175H203ZM207 174H208V173H207ZM207 174H206V175H207ZM244 174H245V173H244ZM0 175H1V174H0ZM10 175H11V173H10ZM97 175H98V174H97ZM118 175H119V174H118ZM126 175H128V174H126ZM126 175H124V176H126ZM131 175H132V174H131ZM146 175H147V174H146ZM180 175H181V174H180ZM198 175H199V174H198ZM206 175H205V177H206ZM231 175H232V174H231ZM254 175H255V174H254ZM2 176H3V175H2ZM8 176H9V175H8ZM64 176H65V175H64ZM75 176H76V175H75ZM128 176H129V175H128ZM138 176H140V175H138ZM154 176H155V174H154ZM173 176H174V175H173ZM176 176H177V175H176ZM181 176H182V175H181ZM188 176H190V175H188ZM225 176H227V175H225ZM246 176H247V175H246ZM248 176H249V174H248ZM10 177H11V176H10ZM67 177H68V176H67ZM81 177H82V176H81ZM114 177H115V176H114ZM133 177H134V176H133ZM141 177H142V176H141ZM148 177H149V176H148ZM148 177H147V178H148ZM158 177H159V176H158ZM194 177H195V176H194ZM205 177H204V178H205ZM236 177H237V175H236ZM1 178H2V177H1ZM6 178H7V177H6ZM6 178H5V179H6ZM121 178H122V177H121ZM190 178H191V177H190ZM190 178H189V179H190ZM204 178H202V179H204ZM208 178H209V177H208ZM15 179H16V178H15ZM18 179H20V178H18ZM63 179H64V178H63ZM109 179H110V178H109ZM123 179H124V178H123ZM123 179H122V180H123ZM131 179H132V178H131ZM232 179H233V178H232ZM2 180H4V179H2ZM7 180H8V179H7ZM25 180H27V179H25ZM25 180H24V181H25ZM89 180H91V179L89 178ZM89 180H88V182H89ZM110 180H112V179H110ZM117 180H118V179H117ZM134 180H136V178H134ZM134 180H133V181H134ZM154 180H155V179H154ZM184 180H185V179H184ZM206 180H207V179H206ZM206 180H205V181H206ZM39 181H40V180H39ZM107 181H108V180H107ZM136 181H137V180H136ZM152 181H153V180H152ZM219 181H220V180H219ZM246 181H247V180H246ZM41 182H42V181H41ZM63 182H64V181H63ZM65 182H66V181H65ZM105 182H106V181H105ZM156 182H157V181H156ZM160 182H161V181H160ZM183 182H184V181H183ZM249 182H250V181H249ZM25 183H26V182H25ZM25 183H24V184H25ZM106 183H107V182H106ZM113 183H115V182H113ZM113 183H112V184H113ZM20 184H21V183H20ZM37 184H38V183H37ZM61 184H62V183H61ZM63 184H64V183H63ZM65 184H66V183H65ZM67 184H68V183H67ZM67 184H66V185H67ZM86 184H87V183H86ZM96 184H97V183H96ZM99 184H100V183H99ZM121 184H122V183H121ZM125 184H126V183H125ZM141 184H142V183H141ZM149 184H150V183H149ZM149 184H147V185H149ZM153 184H154V183H153ZM157 184H159V183H157ZM171 184H172V183H171ZM171 184H170V185H171ZM174 184H175V183H174ZM174 184H172V185H174ZM183 184H184V183H183ZM193 184H194V182H193ZM199 184H200V183H199ZM199 184H198V185H199ZM204 184H205V183H204ZM241 184H242V183H241ZM246 184H247V183H246ZM250 184H251V183H250ZM31 185H32V184H31ZM75 185H76V183H75ZM160 185H161V184H160ZM196 185H197V184H196ZM198 185H197V186H198ZM213 185H214V184H213ZM227 185H229V184H227ZM244 185H245V184H244ZM248 185H249V184H248ZM252 185H253V184H252ZM12 186H13V185H12ZM20 186H21V185H20ZM25 186H26V185H25ZM33 186H34V185H33ZM104 186H105V185H104ZM110 186H112V185H110ZM143 186H144V185H143ZM239 186H240V185H239ZM242 186H243V185H242ZM8 187H9V186H8ZM13 187H15V186H13ZM34 187H35V186H34ZM92 187H93V186H92ZM99 187H100V186H99ZM107 187H108V186H107ZM159 187H160V186H159ZM194 187H195V186H194ZM240 187H241V186H240ZM260 187H261V186H260ZM31 188H32V187H31ZM60 188H61V187H60ZM60 188H58V189H60ZM69 188H70V187H69ZM147 188H148V187H147ZM147 188H146V190H148ZM155 188H156V187H155ZM166 188H167V187H166ZM191 188H193V187H191ZM191 188H190V189H191ZM228 188H229V187H228ZM248 188H249V187H248ZM26 189H27V188H26ZM65 189H66V188H65ZM70 189H71V188H70ZM103 189H104V188H103ZM120 189H121V188H120ZM153 189H154V188H153ZM162 189H163V188H162ZM175 189H176V188H175ZM232 189H233V188H232ZM250 189H251V188H250ZM9 190H10V189H9ZM17 190H18V189H17ZM38 190H39V189H38ZM94 190H95V189H94ZM106 190H107V189H106ZM184 190H185V189H184ZM204 190H205V189H204ZM234 190H235V189H234ZM241 190H242V188H241ZM259 190H260V189H259ZM22 191H23V190H22ZM95 191H96V190H95ZM99 191H100V190H99ZM112 191H113V190H112ZM120 191H121V190H120ZM122 191H123V190H122ZM158 191H159V189H158ZM192 191H193V190H192ZM213 191H214V190H213ZM216 191H217V190H216ZM232 191H233V190H232ZM260 191H261V190H260ZM71 192H73V191L71 190ZM71 192H70V193H71ZM118 192H119V191H118ZM138 192H139V191H138ZM183 192H184V191H183ZM185 192H186V191H185ZM185 192H184V194H185ZM246 192H247V191H246ZM246 192H244V193H246ZM249 192H250V191H249ZM257 192H258V191H257ZM261 192H262V191H261ZM15 193H16V192H15ZM68 193H69V192H68ZM76 193H77V192H76ZM92 193H93V192H92ZM97 193H98V192H97ZM108 193H109V192H108ZM108 193H107V194H108ZM114 193H115V191H114ZM122 193H123V192H122ZM131 193H133V192L131 191ZM135 193H136V192H135ZM135 193H134V194H135ZM144 193H145V192H144ZM146 193H147V192H146ZM155 193H157V192H155ZM163 193H165V192H163ZM172 193H173V192H172ZM193 193H194V192H193ZM205 193H206V191H205ZM231 193H232V192H231ZM242 193H243V192H242ZM6 194H7V193H6ZM11 194H13V193H11ZM98 194H99V193H98ZM115 194H116V193H115ZM118 194H119V193H118ZM186 194H187V193H186ZM191 194H192V193H191ZM201 194H202V193H201ZM201 194H200V195H201ZM223 194H224V193H223ZM259 194H260V193H259ZM14 195H15V194H14ZM30 195H31V194H30ZM59 195H60V194H59ZM69 195H70V194H69ZM74 195H75V194H74ZM79 195H80V194H79ZM138 195H139V193H138ZM138 195H137V196H138ZM157 195H158V193H157ZM157 195H155V196H157ZM202 195H204V194H202ZM226 195H227V194H226ZM229 195H230V194H229ZM244 195H245V194H244ZM256 195H257V193H256ZM22 196H23V195H22ZM129 196H130V195H129ZM133 196H134V195H133ZM159 196H160V195H159ZM163 196H164V195H163ZM163 196H162V197H163ZM167 196H168V195H167ZM182 196H185V195H182ZM194 196H195V195H194ZM214 196H215V195H214ZM214 196H213V197H214ZM216 196H218V195H216ZM219 196H220V195H219ZM221 196H222V195H221ZM223 196H224V195H223ZM235 196H236V195H235ZM241 196H242V195H241ZM3 197H4V195H3ZM73 197H74V196H73ZM89 197H90V196H88V198H89ZM99 197H101V196H99ZM138 197H139V196H138ZM186 197H187V196H186ZM191 197H192V195H191ZM198 197H200V196H198ZM230 197L232 198V196H230ZM252 197H253V196H252ZM11 198H12V197H11ZM13 198H14V197H13ZM65 198H66V197H65ZM76 198H78V197H76ZM133 198H135V197H133ZM146 198H147V197H146ZM180 198H181V197H180ZM243 198H244V197H243ZM262 198H263V197H262ZM14 199H15V198H14ZM68 199H69V198H68ZM119 199H120V198H119ZM124 199H125V198H124ZM124 199H123V200H124ZM136 199H137V198H136ZM161 199H162V198H161ZM169 199H170V197H169ZM172 199H173V198H172ZM237 199H238V198H237ZM254 199H256V198L254 197ZM2 200H3V199H2ZM22 200H23V199H22ZM35 200H36V199H35ZM72 200H73V199H72ZM126 200H127V199H126ZM151 200H152V199H151ZM155 200H156V199H155ZM164 200H165V199H164ZM164 200H163V202H164ZM197 200H198V199H197ZM201 200H202V199H201ZM218 200H219V199H218ZM230 200H231V199H230ZM241 200H242V199H241ZM4 201H5V200H4ZM74 201H75V200H74ZM74 201H72V202H74ZM83 201H84V200H83ZM88 201H89V200H88ZM95 201L97 202V200H95ZM98 201H99V200H98ZM107 201H108V200H107ZM121 201H122V200H121ZM166 201H167V200H166ZM172 201H173V200H172ZM183 201H184V200H183ZM187 201H188V200H187ZM199 201H200V200H199ZM203 201H204V200H203ZM211 201H212V200H211ZM223 201H224V200H223ZM232 201H234V200H232ZM239 201H240V200H239ZM0 202H1V201H0ZM7 202H8V201H7ZM26 202H27V201H26ZM72 202H71V203H72ZM78 202H79V201H78ZM84 202H85V201H84ZM105 202H106V201H105ZM168 202H169V201H168ZM174 202H175V201H174ZM188 202H189V201H188ZM188 202H187V203H188ZM204 202H205V201H204ZM14 203H15V202H14ZM69 203H70V202H69ZM76 203H77V201H76ZM120 203H121V202H120ZM145 203H146V202H145ZM154 203H155V202H154ZM179 203H180V201H179ZM198 203H199V202H198ZM222 203H224V202H222ZM222 203H221V204H222ZM0 204H1V203H0ZM2 204H3V203H2ZM11 204H12V203H11ZM42 204H43V203H42ZM83 204H84V203H83ZM91 204H92V203H91ZM111 204H112V202H111ZM111 204H110V205H111ZM114 204H115V203H114ZM173 204H176V203H173ZM177 204H178V202H177ZM180 204H181V203H180ZM182 204H183V203H182ZM184 204H185V203H184ZM199 204H200V203H199ZM211 204H212V203H211ZM213 204H214V203H213ZM231 204H232V203H231ZM260 204H262V203H260ZM5 205H7V204L5 203ZM13 205H14V204H13ZM76 205H77V204H76ZM78 205H79V204H78ZM87 205H88V204H87ZM99 205H100V204H99ZM110 205H109V206H110ZM150 205H151V204H150ZM163 205H164V204H163ZM170 205H171V204H170ZM189 205H190V204H189ZM197 205H198V204H197ZM200 205H201V204H200ZM242 205H243V204H242ZM8 206H10V205H8ZM17 206H18V205H17ZM112 206H113V205H112ZM154 206H155V205H154ZM211 206H212V205H211ZM214 206H215V205H214ZM236 206H237V205H236ZM48 207H49V206H48ZM50 207H51V206H50ZM70 207H71V206H70ZM70 207L68 206V208H70ZM86 207H87V206H86ZM86 207H85V208H86ZM89 207H90V205H89ZM100 207H101V206H100ZM186 207H187V206H185V208H186ZM192 207H194V206H192ZM195 207H196V206H195ZM200 207H201V206H200ZM218 207H219V206H218ZM232 207H233V206H232ZM237 207H238V206H237ZM241 207H242V206H241ZM261 207H262V206H261ZM11 208H12V207H11ZM18 208H19V207H18ZM20 208H21V207H20ZM77 208H78V207H77ZM77 208H76V209H77ZM83 208H84V207H83ZM87 208H88V207H87ZM96 208H97V207H96ZM101 208H102V207H101ZM113 208H115V207H113ZM160 208H161V207H160ZM176 208H178V207H176ZM202 208H203V206L201 207V209H202ZM204 208H206V206H205ZM216 208H217V207H216ZM223 208H224V207H223ZM6 209H7V207H6ZM16 209H17V207H16ZM70 209H71V208H70ZM80 209H81V208H80ZM108 209H109V208H108ZM129 209H130V208H129ZM142 209H143V208H142ZM152 209H153V208H152ZM180 209H181V208H180ZM183 209H184V208H183ZM190 209H191V208H190ZM220 209H221V208H220ZM17 210H18V209H17ZM37 210H38V209H37ZM85 210H86V209H85ZM87 210L89 211V209H87ZM99 210H100V209H99ZM117 210H118V209H117ZM117 210H116V211H117ZM171 210L174 211L173 208H172ZM176 210H178V209H176ZM187 210H189V209H187ZM193 210H194V209H193ZM196 210H197V209H196ZM4 211H5V210H4ZM6 211H7V210H6ZM14 211H15V210H14ZM48 211H49V210H48ZM52 211H53V210H52ZM64 211H65V210H64ZM88 211H87V214H88ZM150 211H151V210H150ZM20 212H21V211H20ZM38 212H39V210H38ZM79 212H80V211H79ZM81 212H82V211H81ZM93 212H94V211H93ZM93 212H92V213H93ZM99 212L101 213V211H98V213H99ZM192 212H193V211H192ZM2 213H3V211H2ZM2 213H1V214H2ZM16 213H17V212H16ZM45 213H46V211H45ZM105 213H106V212H105ZM109 213H110V212H109ZM143 213H144V212H143ZM143 213H142V214H143ZM148 213H149V212H148ZM197 213H198V212H197ZM209 213H210V212H209ZM35 214H36V213H35ZM65 214H67V213H65ZM85 214H86V211H85ZM206 214H207V212H206ZM212 214H213V213H212ZM217 214H218V213H217ZM217 214H216V215H217ZM37 215H38V213H37ZM42 215H43V214H42ZM54 215H55V214H54ZM60 215H61V214H60ZM106 215H108V214L106 213ZM163 215H164V214H163ZM176 215H177V214H176ZM195 215H198V214H195ZM202 215H203V214H202ZM202 215H201V216H202ZM207 215H208V214H207ZM218 215H219V214H218ZM56 216H58V215H56ZM79 216H80V215H79ZM84 216H85V215H84ZM90 216H91V215H90ZM166 216H167V215H166ZM179 216H180V215H179ZM183 216H184V215H183ZM183 216H182V217H183ZM188 216H189V215H188ZM221 216H223V215H221ZM239 216H240V215H239ZM11 217H12V216H11ZM51 217H53V216H51ZM58 217H60V216H58ZM81 217H82V216H81ZM92 217H93V216H92ZM212 217L215 218L213 215H212ZM218 217H219V216H218ZM218 217H217V218H218ZM104 218H105V216H104ZM104 218H102V219H104ZM154 218H155V216H154ZM154 218H153V219H154ZM173 218H174V217H173ZM173 218H171V220H172ZM186 218H187V217H186ZM210 218H211V217H210ZM224 218H225V217H224ZM239 218H240V217H239ZM0 219H1V218H0ZM6 219H7V218H6ZM22 219H23V218H22ZM53 219H54V218H53ZM63 219H64V218H63ZM65 219H66V218H65ZM87 219H88V218H87ZM108 219H109V218H108ZM125 219H126V218H125ZM132 219H133V218H132ZM153 219H152V220H153ZM177 219H178V218H177ZM177 219H176V220H177ZM180 219H181V217H180ZM201 219H202V218H201ZM7 220L10 221V219H7ZM7 220H6V221H7ZM60 220H61V219H60ZM91 220H92V219H91ZM98 220H99V218H98ZM176 220H174V221H176ZM184 220H185V219H184ZM188 220H189V219H188ZM198 220H199V219H198ZM215 220H216V219H215ZM17 221H18V220H17ZM23 221H24V220H23ZM64 221H65V220H64ZM80 221H81V220H80ZM174 221H173V222H174ZM199 221H200V220H199ZM204 221H205V219H204ZM211 221H212V220H211ZM21 222H22V221H21ZM32 222H33V221H32ZM45 222H46V221H45ZM58 222H59V220H58ZM61 222H62V221H61ZM98 222H99V221H98ZM98 222H97V223H98ZM100 222H101V221H100ZM104 222H105V221H104ZM127 222H128V221H127ZM164 222H165V221H164ZM169 222H170V221H169ZM181 222H182V221H181ZM187 222H188V221H187ZM189 222H190V221H189ZM217 222L219 223L220 221H217ZM261 222H262V221H261ZM3 223H4V222H3ZM24 223H25V222H24ZM40 223H41V222H40ZM59 223H60V222H59ZM143 223H144V222H143ZM146 223H147V222H146ZM177 223H178V222H177ZM210 223H211V222H210ZM218 223H217V224H218ZM222 223H223V222H222ZM237 223H238V222H237ZM4 224H5V223H4ZM4 224H2V225L4 226ZM57 224H58V223H57ZM101 224H102V223H101ZM138 224H139V223H138ZM141 224H142V223H141ZM141 224H140V226H141ZM158 224H161V222L158 223ZM167 224H168V223H167ZM204 224H205V222H204ZM224 224H225V223H224ZM230 224H231V223H230ZM235 224H236V222H235ZM8 225H9V224H8ZM28 225H29V224H28ZM36 225H37V224H36ZM136 225H137V224H136ZM168 225H169V224H168ZM170 225H171V224H170ZM170 225H169V226H170ZM175 225H176V224H175ZM182 225H183V224H182ZM211 225H212V224H211ZM215 225H216V224H214V226H215ZM221 225H222V224H221ZM225 225H226V224H225ZM232 225H233V223H232ZM9 226H10V225H9ZM9 226H8V227H9ZM116 226H117V225H116ZM116 226H114V227H116ZM147 226H148V225H147ZM147 226H146V227H147ZM161 226H162V225H160L159 227H161ZM164 226H165V225H164ZM164 226H163V227H164ZM173 226H174V225H173ZM216 226H217V225H216ZM19 227H20V226H19ZM21 227H23V226H21ZM38 227H39V225H38ZM56 227H57V226H56ZM93 227H94V226H93ZM103 227H104V226H103ZM117 227H118V226H117ZM117 227H116V228H117ZM123 227H124V226H123ZM123 227H122V228H123ZM141 227H142V226H141ZM178 227H179V226H178ZM182 227H183V226H182ZM205 227H206V226H205ZM230 227H231V226H230ZM233 227H235V226H233ZM13 228H14V227H13ZM79 228H80V227H79ZM87 228H88V227H87ZM156 228H157V227H156ZM161 228H162V227H161ZM171 228H173L172 225H171ZM179 228H181V227H179ZM261 228H262V227H261ZM3 229H4V228H3ZM54 229H56V228H54ZM100 229H101V228H100ZM148 229H149V228H148ZM168 229H169V227H168ZM214 229H215V228H214ZM226 229H227V228H226ZM232 229H233V228H232ZM237 229H238V228H237ZM14 230H15V228H14ZM95 230H96V229H95ZM97 230H98V229H97ZM163 230H164V229H163ZM182 230H184V229H182ZM210 230H211V229H210ZM6 231H7V229H6ZM15 231H16V230H15ZM98 231H99V230H98ZM102 231H103V230H102ZM154 231H155V230H154ZM220 231H221V229H220ZM231 231H232V230H231ZM238 231H239V230H238ZM17 232H18V231H17ZM21 232H23V231H21ZM100 232H101V231H100ZM119 232H120V231H119ZM158 232H159V231H158ZM158 232H157L156 234H159ZM170 232H171V231H170ZM208 232H209V231H208ZM226 232H227V231H226ZM228 232H229V231H228ZM256 232H257V229H256ZM4 233H5V232H4ZM87 233H88V232H87ZM91 233H93V231H91ZM96 233L98 234V232H95L94 237H95ZM106 233H107V230H106ZM117 233H118V230H117ZM143 233H144V232H143ZM185 233H186V232H185ZM203 233H204V232H203ZM203 233H202V234H203ZM213 233H214V232H213ZM231 233H232V232H230V234H231ZM258 233H259V232H258ZM0 234H1V232H0ZM11 234H12V233H11ZM37 234H38V231H37ZM37 234H36V235H37ZM41 234H42V233H41ZM56 234H57V233H56ZM79 234H80V233H79ZM85 234H86V233H85ZM100 234L102 235V233H100ZM149 234H150V233H149ZM168 234H169V233H168ZM233 234H234V233H233ZM235 234H236V233H235ZM1 235H2V234H1ZM7 235H8V234H7ZM80 235H81V234H80ZM101 235H99V236H101ZM103 235H104V234H103ZM114 235H115V234H114ZM117 235H118V234H117ZM184 235H186V234H184ZM223 235H224V233H223ZM2 236H3V235H2ZM19 236H20V235H19ZM40 236H43V235H40ZM48 236H49V235H48ZM143 236H144V235H143ZM153 236H154V235H153ZM158 236H159V235H157V237H158ZM162 236H163V235H162ZM164 236H165V235H164ZM164 236H163V237H164ZM215 236H216V235H215ZM255 236H257V235H255ZM255 236H254V238H253L254 240H255ZM21 237H22V236H21ZM21 237H20V238H21ZM79 237H80V236H79ZM165 237H166V236H165ZM182 237H183V235H182ZM221 237H222V236H221ZM221 237H220V238H221ZM236 237H237V236H236ZM252 237H253V235H252ZM3 238H7V237H2V239H3ZM20 238H19V239H20ZM40 238H41V237H40ZM76 238H77V237H76ZM80 238H82V237H80ZM88 238H89V237H88ZM154 238H156V237H154ZM166 238H167V237H166ZM258 238H259V237H258ZM0 239H1V238H0ZM17 239H18V238H17ZM23 239H24V236H23ZM36 239H37V238H36ZM44 239H45V238H44ZM86 239H87V238H86ZM92 239H93V238H92ZM92 239H91V240H92ZM181 239H182V238H181ZM198 239H199V238H198ZM206 239H207V238H206ZM221 239H222V238H221ZM228 239H229V237H228ZM236 239H238V238H236ZM239 239H240V238H239ZM52 240L54 241V239H52ZM62 240H63V239H62ZM79 240H80V239L78 238V242H80ZM82 240H83V239H82ZM135 240H136V239H135ZM170 240H171V239H170ZM170 240H168V241H170ZM229 240H230V239H229ZM254 240H252V241H254ZM27 241H28V240H27ZM87 241H88V240H87ZM97 241H98V240H97ZM103 241H104V240H103ZM137 241H138V240H137ZM168 241H167V242H168ZM171 241L173 242L174 239L171 240ZM175 241H176V240H175ZM208 241H210V240H208ZM235 241H236V240H235ZM257 241H259V240H257ZM10 242H11V241H10ZM15 242H16V240H15ZM15 242H14V243H15ZM19 242H20V241H19ZM42 242H43V241H42ZM59 242H60V241H59ZM59 242H58V243H59ZM92 242H93V241H92ZM113 242H114V241H113ZM113 242H112V243H113ZM147 242H148V241H147ZM162 242H163V240H162ZM172 242H171V243H172ZM178 242H179V240H178ZM178 242H177V243H178ZM244 242H245V241H244ZM25 243H26V242H25ZM33 243H34V242H33ZM44 243H45V242H44ZM82 243H83V242H82ZM82 243H81V244H82ZM187 243H188V242H187ZM194 243H195V242H194ZM207 243H208V242H207ZM0 244H1V243H0ZM55 244H56V243H55ZM76 244H77V243H76ZM106 244H107V242H106ZM110 244H111V242H110ZM154 244H155V243H154ZM158 244H159V243H158ZM192 244H193V243H192ZM203 244H204V243H203ZM3 245H4V244H3ZM19 245H20V244H19ZM25 245H26V244H25ZM43 245H44V244H43ZM62 245H63V244H62ZM99 245H100V244H99ZM107 245H108V244H107ZM107 245H106V246H107ZM170 245H172V248H173V245H174V244H170ZM206 245H207V244H206ZM206 245H205V246H206ZM208 245H209V244H208ZM243 245H244V244H243ZM252 245H253V244H252ZM262 245H263V244H262ZM4 246H5V245H4ZM27 246H28V244H27ZM41 246H42V244H41ZM66 246H68V245H65V247H66ZM90 246H91V244H90ZM108 246H109V245H108ZM147 246H149V245H147ZM155 246H156V245H155ZM161 246H162V244H161ZM177 246H178V245H177ZM177 246L175 245V247H177ZM194 246H195V245H194ZM200 246H201V245H200ZM205 246H204V247H205ZM253 246H255V244H254ZM253 246H252V247H253ZM258 246H259V245H258ZM2 247H3V246H2ZM2 247H1V248H2ZM17 247H18V246H17ZM53 247H55V246H53ZM63 247H64V245H63ZM65 247H64V248H65ZM68 247H69V246H68ZM81 247H82V246H81ZM91 247H92V246H91ZM99 247H100V246H99ZM113 247H114V246H113ZM116 247H117V246H116ZM141 247H142V246H141ZM144 247H145V246H144ZM144 247H143V248H144ZM168 247H169V245H168ZM189 247H190V246H189ZM212 247H213V246H212ZM236 247H237V246H236ZM260 247H262V246H260ZM263 247H264V246H263ZM12 248H13V247H12ZM35 248H36V247H35ZM60 248H62V247H60ZM74 248H75V247H74ZM108 248H109V247H108ZM172 248H171V249H172ZM198 248H199V247H198ZM233 248H234V247H233ZM8 249H9V248H8ZM25 249H26V248H25ZM57 249H58V248H57ZM68 249H69V248H68ZM83 249H84V248H83ZM101 249H102V248H101ZM159 249H160V248H159ZM162 249H163V248H162ZM164 249H165V248H164ZM167 249H168V248H167ZM195 249H196V248H195ZM234 249H235V248H234ZM236 249H237V248H236ZM14 250H15V249H14ZM59 250L61 251V249H59ZM64 250H66V249H64ZM108 250H109V249H108ZM148 250H149V249H148ZM186 250H187V249H186ZM192 250H193V249H192ZM232 250H233V249H232ZM247 250H249V248H248ZM3 251H5V250H3ZM18 251H19V250H18ZM33 251H34V250H33ZM69 251H70V250H69ZM69 251H68V252H69ZM71 251H72V250H71ZM71 251H70V252H71ZM77 251H78V249H77ZM77 251H76V252H77ZM83 251H85V250H83ZM91 251H92V250H91ZM98 251H99V250H98ZM119 251H120V250H119ZM119 251H118V252H119ZM194 251H195V250H193V252H194ZM14 252H15V251H14ZM16 252H17V251H16ZM47 252H48V251H47ZM55 252H56V251H55ZM66 252H67V251H66ZM78 252L80 253V251H78ZM147 252H148V251H147ZM156 252H157V251H156ZM158 252H159V251H158ZM158 252H157V255L159 254ZM160 252H161V251H160ZM171 252H172V251H171ZM232 252H233V251H232ZM260 252H261V251H260ZM5 253H6V252H5ZM49 253H50V251H49ZM73 253H74V252H73ZM111 253H112V252H111ZM148 253H149V252H148ZM153 253H154V252H153ZM229 253H230V252H229ZM20 254H23V253H20ZM34 254H35V253H34ZM51 254H52V253H51ZM82 254H83V253H82ZM91 254H92V253H91ZM169 254H170V253H169ZM172 254H173V253H171V255H172ZM194 254H195V253H194ZM194 254H193V255H194ZM1 255H2V254H1ZM15 255H16V254H15ZM52 255H53V254H52ZM60 255H61V254H60ZM65 255H66V253H65ZM71 255H72V254H71ZM75 255H76V253H75ZM86 255H87V254H86ZM190 255H191V254H190ZM190 255H189V256H190ZM193 255H191V256H193ZM196 255H197V253L195 254V256H196ZM204 255H205V254H204ZM219 255H220V254H219ZM223 255H224V254H223ZM261 255H262V254H261ZM2 256H3V255H2ZM8 256H9V255H8ZM35 256H36V255H35ZM79 256L82 257V255H79ZM92 256H93V255H92ZM115 256H116V255H115ZM164 256H165V255H164ZM168 256H169V255H168ZM197 256H198V255H197ZM217 256H218V255H217ZM221 256H222V255H221ZM241 256H242V255H241ZM263 256H264V255H263ZM56 257H57V256H56ZM69 257H71V256H69ZM72 257H73V256H72ZM89 257H90V256H89ZM89 257H88V258H89ZM117 257H118V256H117ZM117 257H116V260H117ZM170 257L172 258V256H170ZM236 257H237V256H236ZM2 258H3V257H2ZM5 258H6V256H5ZM24 258H25V257H24ZM39 258H40V256H39ZM65 258H66V256H65ZM88 258H87V259H88ZM174 258H175V257H174ZM207 258H208V257H207ZM225 258H226V257H225ZM231 258H232V256H231ZM237 258H239V257H237ZM249 258H250V256H249ZM251 258H252V257H251ZM6 259H7V258H6ZM59 259H61V258H59ZM68 259H69V258H68ZM71 259H72V258H71ZM78 259H79V257H78ZM90 259L92 260V258H90ZM151 259H152V258H151ZM159 259H160V258H159ZM162 259H163V258H162ZM186 259H187V258H186ZM190 259H192V257H191ZM194 259H195V258H194ZM194 259H193V260H194ZM208 259H209V258H208ZM213 259L215 260V258H213ZM217 259H218V257H217ZM220 259H221V257H220ZM245 259H246V258H245ZM2 260H4V259H2ZM80 260H81V259H80ZM80 260H79V261H80ZM93 260H94V259H93ZM148 260H149V259H148ZM176 260H177V259H176ZM203 260H204V259H202V261H203ZM8 261H9V260H8ZM17 261H18V260H17ZM24 261H25V260H24ZM55 261H56V260H55ZM157 261H158V260H157ZM159 261H160V260H159ZM169 261H171V260L169 259ZM195 261H196V259H195ZM197 261H198V260H197ZM221 261H222V260H221ZM262 261H263V260H262ZM103 262H104V260H103ZM6 263H7V262H6ZM77 263H78V262H77ZM81 263H82V262H81ZM84 263H85V262H84ZM86 263H87V262H86ZM113 263H115V262H113ZM153 263H154V262H153ZM164 263H165V262H164ZM173 263H174V262H172L171 264H173ZM195 263H197V262H195ZM198 263H199V261H198ZM263 263H264V261H263ZM73 264H74V263H73ZM87 264H88V263H87ZM167 264H168V263H167ZM199 264H200V263H199ZM257 264H258V263H257Z\"/></svg>",
  "mask_w": 264,
  "mask_h": 264
}]
</instances>
